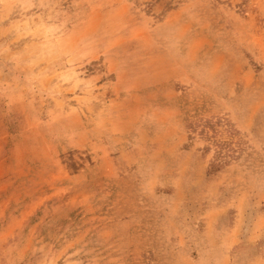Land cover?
Instances as JSON below:
<instances>
[{
  "label": "rangeland",
  "instance_id": "rangeland-1",
  "mask_svg": "<svg viewBox=\"0 0 264 264\" xmlns=\"http://www.w3.org/2000/svg\"><path fill=\"white\" fill-rule=\"evenodd\" d=\"M0 264H264V0H0Z\"/></svg>",
  "mask_w": 264,
  "mask_h": 264
}]
</instances>
